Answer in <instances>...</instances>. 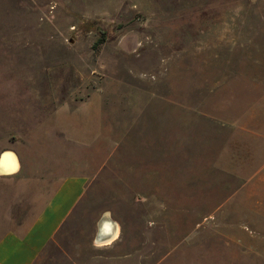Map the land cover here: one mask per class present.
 <instances>
[{"label": "rangeland", "instance_id": "obj_1", "mask_svg": "<svg viewBox=\"0 0 264 264\" xmlns=\"http://www.w3.org/2000/svg\"><path fill=\"white\" fill-rule=\"evenodd\" d=\"M3 142V228L88 177L35 264H264V0H0Z\"/></svg>", "mask_w": 264, "mask_h": 264}, {"label": "crops", "instance_id": "obj_2", "mask_svg": "<svg viewBox=\"0 0 264 264\" xmlns=\"http://www.w3.org/2000/svg\"><path fill=\"white\" fill-rule=\"evenodd\" d=\"M23 164L16 145L0 143V177H22ZM46 177V189L31 217L16 229L0 224V264H35L75 209L88 180L86 174L79 172L50 173Z\"/></svg>", "mask_w": 264, "mask_h": 264}, {"label": "bare ground", "instance_id": "obj_3", "mask_svg": "<svg viewBox=\"0 0 264 264\" xmlns=\"http://www.w3.org/2000/svg\"><path fill=\"white\" fill-rule=\"evenodd\" d=\"M0 170H2L1 168H0ZM108 212H106V215H107V219L109 220V223L113 226V228H119L118 227V224H117V222L115 221V220H113L112 218H111V216L109 217V213L107 214ZM106 220V219H105ZM101 223H102V221L99 223V228H98V232H99V229H100V225H101ZM102 229V231H104V230H108V229H110L109 228V226H108V223H103L102 224V227H101ZM99 235V234H98ZM117 235H118V231L115 229L114 231H112V233H111V235L109 236V238L108 239H105V240H101V241H97V239H99L98 237L95 239V241H96V243L98 244H106V243H109V242H111V241H113L116 237H117ZM107 238V237H106ZM103 239V238H102Z\"/></svg>", "mask_w": 264, "mask_h": 264}]
</instances>
